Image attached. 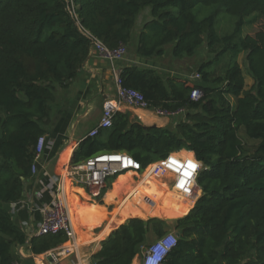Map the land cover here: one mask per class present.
<instances>
[{"label": "trees", "instance_id": "trees-1", "mask_svg": "<svg viewBox=\"0 0 264 264\" xmlns=\"http://www.w3.org/2000/svg\"><path fill=\"white\" fill-rule=\"evenodd\" d=\"M147 8L151 19L137 33ZM259 21L262 29L249 35ZM91 37L145 61L164 58L168 46L174 59L194 57L204 42L211 57L193 82L124 65L123 87L141 93L149 111L175 113L172 126L147 127L118 111L111 128L80 143L71 168L123 153L145 169L190 152L202 165L201 195L174 221L177 245L163 264H264V0H0V264H16L13 247L27 241L6 206L22 199L56 94L77 78L93 49ZM195 88L199 100L192 99ZM132 175L120 177L114 190ZM167 224L128 219L102 242L93 263L132 264L151 235H166ZM68 241L64 234L39 236L31 250L41 255Z\"/></svg>", "mask_w": 264, "mask_h": 264}, {"label": "crops", "instance_id": "crops-1", "mask_svg": "<svg viewBox=\"0 0 264 264\" xmlns=\"http://www.w3.org/2000/svg\"><path fill=\"white\" fill-rule=\"evenodd\" d=\"M153 62L140 60L129 54L121 61L110 62L101 58L92 49L69 88L57 92L52 122L45 135L46 145L37 162L36 171L33 177L25 182L22 199L16 204L6 206L14 223L27 237L24 245L13 247L12 253L16 264H54L52 252L60 254L63 264H94L92 257L101 250L102 242L128 219L139 217L131 215L117 222V212L108 213L103 206L104 201H107V195L115 192L119 178L124 175L110 180L107 186L113 181L111 188L96 197L93 195L94 190L89 189L78 179L68 177V174L74 151L98 127L104 104L116 98L115 70H121L124 65L132 63L158 69ZM119 111L132 113L147 127L168 128L173 123V119L157 117L151 111L128 106H123ZM179 153L183 154L182 157L192 154L187 151ZM136 179L139 178L135 174L132 175L125 185L126 187L129 182L132 183L130 197L143 184L140 180L137 183ZM59 187L63 188L70 215L71 212L74 215L76 222V229L73 226L74 237L45 254H34L31 250V241L39 237L38 229L43 220L44 208L50 206ZM141 201L152 205V199L148 195H143ZM143 250L144 248L132 264H141Z\"/></svg>", "mask_w": 264, "mask_h": 264}, {"label": "built area", "instance_id": "built-area-1", "mask_svg": "<svg viewBox=\"0 0 264 264\" xmlns=\"http://www.w3.org/2000/svg\"><path fill=\"white\" fill-rule=\"evenodd\" d=\"M93 49L101 58L110 62L123 60L127 55L126 47L109 49L97 39L91 37ZM121 70H115L116 98L107 101L103 106L102 118L98 127L90 136L96 135L99 129H109L113 125V117L123 106L133 107L145 111L148 110V104L143 95L135 90L123 87L120 79ZM197 74L194 79H198ZM192 99L199 100L201 92L195 88L192 91ZM156 116L172 119L175 113L163 110L151 111ZM46 145V137L41 136L36 145V157L32 166V173L36 171L37 162L42 155ZM202 168L201 163L191 154L182 157L178 153L170 154L165 160L153 163L142 168L141 164L135 161L131 156L123 153L100 154L89 158L83 164L72 167L69 170L68 177L78 179L89 189L94 190V196L98 197L102 189L108 182L121 176L124 173H133L140 182L145 183L149 178H160L164 174L172 176L173 188L182 196H192L197 187L196 179ZM131 194V193H130ZM129 196L126 198L128 199ZM153 204V203H152ZM43 220L38 229L39 236L64 234L67 238L73 239L74 228L67 203L63 195V188L59 187L54 193L53 201L50 206L44 208ZM177 235L168 233L157 239L153 244L144 248L141 264H163L168 253L177 245ZM54 264H63L60 254L51 253Z\"/></svg>", "mask_w": 264, "mask_h": 264}, {"label": "rangeland", "instance_id": "rangeland-1", "mask_svg": "<svg viewBox=\"0 0 264 264\" xmlns=\"http://www.w3.org/2000/svg\"><path fill=\"white\" fill-rule=\"evenodd\" d=\"M222 18L228 19L224 13H221L220 15V19ZM150 19V9L147 8L141 13L134 31L139 33L144 23L148 22ZM262 26V21L257 22L256 24H254L248 34L254 36L258 31L262 29ZM207 51L208 50L204 42L203 47L197 56L174 59L172 56V47L168 46L166 56L162 59L155 60L153 64L158 68V71L162 76L184 78L193 82L195 76L198 73L197 71L199 65L203 61L208 60L211 57ZM178 154L181 156L183 155L181 153ZM125 174L126 173L122 175ZM139 180L140 179H136V182L138 183ZM131 184L132 183L129 182L126 187H121V189H119L118 191L115 190V193L117 194H115V197L113 198H109V196L107 195V201H104L103 203V206H105L107 212H117V222H120L121 220H124L131 215H137L139 216L138 218L143 220L158 218L167 221L169 224H167L166 227V234H176L174 232V221L186 216L190 208L196 203L197 199L201 195L200 189L196 190L192 196L185 197L179 194L173 188L172 176L170 174H164L158 179H147L145 183H143L136 189V192H134L131 197L126 199L133 188L132 187L130 189ZM143 195H148V197L152 199L153 204L149 206L146 201H141V197H143ZM123 200L125 201L123 202ZM122 202L123 204L121 205ZM119 207L121 208L118 209ZM157 239L158 238L155 235H151L150 244H153Z\"/></svg>", "mask_w": 264, "mask_h": 264}, {"label": "water", "instance_id": "water-1", "mask_svg": "<svg viewBox=\"0 0 264 264\" xmlns=\"http://www.w3.org/2000/svg\"><path fill=\"white\" fill-rule=\"evenodd\" d=\"M178 235V234H177ZM179 236V235H178Z\"/></svg>", "mask_w": 264, "mask_h": 264}]
</instances>
